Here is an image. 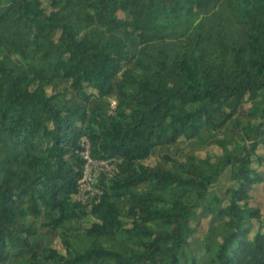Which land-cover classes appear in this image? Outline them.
<instances>
[{
  "label": "trees",
  "instance_id": "1",
  "mask_svg": "<svg viewBox=\"0 0 264 264\" xmlns=\"http://www.w3.org/2000/svg\"><path fill=\"white\" fill-rule=\"evenodd\" d=\"M262 184L264 0H0V264H264Z\"/></svg>",
  "mask_w": 264,
  "mask_h": 264
},
{
  "label": "built area",
  "instance_id": "2",
  "mask_svg": "<svg viewBox=\"0 0 264 264\" xmlns=\"http://www.w3.org/2000/svg\"><path fill=\"white\" fill-rule=\"evenodd\" d=\"M79 154L83 159L84 166L75 199L83 204H89L102 193L97 186L100 177L103 174L110 175L114 166L111 160L97 159L92 156L91 145L86 137L81 139Z\"/></svg>",
  "mask_w": 264,
  "mask_h": 264
},
{
  "label": "rangeland",
  "instance_id": "3",
  "mask_svg": "<svg viewBox=\"0 0 264 264\" xmlns=\"http://www.w3.org/2000/svg\"><path fill=\"white\" fill-rule=\"evenodd\" d=\"M44 4L45 6H48V0H44ZM229 180H228V177L227 175H224L222 178H221V181L215 185L213 187V190L216 191V192H221L222 190L225 189V187L229 184ZM252 204L255 205V206H258L261 208L262 210V213H263V216H264V184L262 185H259L255 192H254V199L252 201ZM264 219V218H263ZM208 225H209V219L207 218H204L202 221H201V224L199 226V229H200V233L199 235H203L204 233H206L207 229H208ZM57 247L60 248V244H57Z\"/></svg>",
  "mask_w": 264,
  "mask_h": 264
}]
</instances>
